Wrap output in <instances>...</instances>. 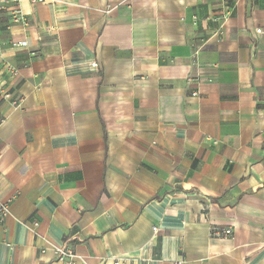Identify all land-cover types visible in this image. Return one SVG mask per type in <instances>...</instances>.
I'll list each match as a JSON object with an SVG mask.
<instances>
[{"label": "crops", "instance_id": "obj_1", "mask_svg": "<svg viewBox=\"0 0 264 264\" xmlns=\"http://www.w3.org/2000/svg\"><path fill=\"white\" fill-rule=\"evenodd\" d=\"M11 6L0 264H264V0Z\"/></svg>", "mask_w": 264, "mask_h": 264}, {"label": "built area", "instance_id": "obj_2", "mask_svg": "<svg viewBox=\"0 0 264 264\" xmlns=\"http://www.w3.org/2000/svg\"><path fill=\"white\" fill-rule=\"evenodd\" d=\"M18 0H0V9H8L10 10V13L12 14V18L16 22H22L27 23L28 18L27 16L18 8H13L10 5L12 3H15ZM33 2L41 1V0H32ZM21 44V42H20ZM93 65H96V62L92 63ZM7 214H10V208L9 204L7 202H4L0 199V221L3 219V217ZM154 230H156V227H154ZM233 228L232 227H213L211 229L212 235H216L219 237H230L233 235ZM56 253L58 255V260L61 261L63 264H76L75 261V254L71 249L66 248H57ZM113 264H122V260L119 258H116L113 260ZM142 264H149V263H142ZM175 264H182L181 261H177Z\"/></svg>", "mask_w": 264, "mask_h": 264}]
</instances>
